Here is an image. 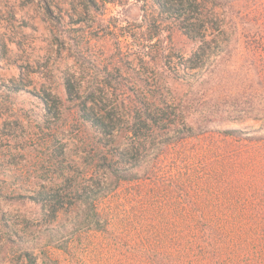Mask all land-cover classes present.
<instances>
[{"label": "rangeland", "instance_id": "1", "mask_svg": "<svg viewBox=\"0 0 264 264\" xmlns=\"http://www.w3.org/2000/svg\"><path fill=\"white\" fill-rule=\"evenodd\" d=\"M156 2L0 0V264H29L24 249L44 264L47 245L55 264H264V166L249 161L241 135L211 131L163 147L142 178L97 200L102 230L84 229L85 205L55 215L59 206L29 197L55 191L63 177L82 189L102 154L156 149L148 139L130 152L126 132L102 136L77 113L86 101L121 113L123 125L136 94L148 99L173 81L177 56L195 46L162 21ZM218 11L229 23L237 16L229 5ZM163 41L177 53L170 66ZM229 64L235 70L241 59ZM169 86L182 95L189 88ZM239 115L220 127L261 125Z\"/></svg>", "mask_w": 264, "mask_h": 264}, {"label": "trees", "instance_id": "2", "mask_svg": "<svg viewBox=\"0 0 264 264\" xmlns=\"http://www.w3.org/2000/svg\"><path fill=\"white\" fill-rule=\"evenodd\" d=\"M156 4L164 14L162 21L172 22L194 43L187 58L185 53L177 56L181 63L170 74V80L189 86L187 94L175 93L169 86L173 81H165V85L159 86L162 93L151 95V99L143 101L136 94L128 115L124 114L127 120L123 125L119 112L118 117L89 106L86 101L77 104L79 116L98 134L113 137L117 132H126L130 152L148 139L155 141L156 149L143 157L137 153L129 156L127 149L119 150L113 157L102 154L94 169L87 170L91 182L82 189L76 180L68 187L69 178L63 177L64 183L55 191L40 190L29 195L33 202L59 206L53 208L55 215L67 205H85L90 211L83 219L87 230L103 229L96 209L98 199L114 191L122 181L142 178L143 168L152 169V162L163 147L189 137L211 131L228 137L244 136L250 142L249 161L264 166V0H157ZM228 5L237 14L231 23L226 13L218 11L220 6ZM172 49L173 45L163 41L160 53L165 66H170L177 54ZM240 59L238 68L231 70L229 62ZM228 71H231L229 76ZM229 83L231 86L227 88ZM66 91L69 96L75 91L71 79H67ZM239 114L241 121L252 118L261 121V125L253 129L220 127L238 119ZM51 229L58 231V227ZM47 247L41 249L43 263L55 264L58 261ZM24 253L29 264H39L38 257L29 249H24Z\"/></svg>", "mask_w": 264, "mask_h": 264}]
</instances>
